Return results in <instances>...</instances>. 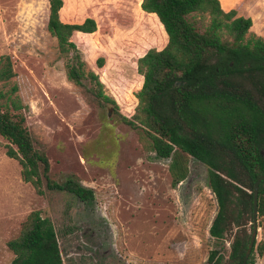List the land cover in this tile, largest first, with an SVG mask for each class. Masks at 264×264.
<instances>
[{"label":"rangeland","instance_id":"obj_1","mask_svg":"<svg viewBox=\"0 0 264 264\" xmlns=\"http://www.w3.org/2000/svg\"><path fill=\"white\" fill-rule=\"evenodd\" d=\"M221 1L227 10L242 1L240 15L253 21L246 38H264V0ZM141 5L142 0H64L61 11L66 23L92 18L112 26L108 43L83 33L74 42L117 108L100 102L88 89L91 82L79 87L67 78L57 40L47 29L49 0H0V54L12 58L26 126L50 161V178L59 184L74 179L95 194L88 204L67 191L49 190L43 180L39 195L23 181L21 165L7 156L8 142L0 136V264L15 259L8 242L33 211L52 221L64 264H208L214 250L228 258L232 239L217 241L209 233L218 204L208 167L187 155V178L173 186L172 159H158L143 132L122 121L134 113L143 86L137 60L168 42L157 16ZM10 87L0 84V92ZM258 228L256 264H264L260 216ZM103 237L109 254L97 263L85 255L92 248L80 246L86 239L97 247Z\"/></svg>","mask_w":264,"mask_h":264},{"label":"trees","instance_id":"obj_2","mask_svg":"<svg viewBox=\"0 0 264 264\" xmlns=\"http://www.w3.org/2000/svg\"><path fill=\"white\" fill-rule=\"evenodd\" d=\"M49 4L47 29L57 40L67 78L79 87L91 82L88 89L100 102L118 108L99 75L87 71L74 42L83 33L108 43L112 26L92 18L66 23L64 0ZM141 7L157 16L168 42L137 60L143 86L134 113L122 121L143 132L158 159H172L173 186L187 178V155L208 167L218 204L209 233L217 241L232 239L228 258L214 250L208 264H242L253 230L254 186L264 174V38L247 39L252 19L239 16L238 8L225 11L220 0H142ZM104 64V58L97 60L99 69ZM16 76L12 58L0 54V84L11 86L0 92V136L8 142L7 156L19 162L23 181L39 195L46 180L49 190L67 191L91 204L92 189L74 179L59 184L50 178V161L26 126L27 106L13 83ZM259 216L264 218V181ZM8 247L15 254L11 264H64L55 227L40 211L28 215ZM258 253L264 255V243ZM248 264H256L255 249Z\"/></svg>","mask_w":264,"mask_h":264},{"label":"water","instance_id":"obj_3","mask_svg":"<svg viewBox=\"0 0 264 264\" xmlns=\"http://www.w3.org/2000/svg\"><path fill=\"white\" fill-rule=\"evenodd\" d=\"M264 181V174L257 180L254 186V214H253V230L251 232L250 241L246 254L244 256L242 264H248L249 259L252 255L253 250L256 246V241L258 238V216H259V189L261 183Z\"/></svg>","mask_w":264,"mask_h":264},{"label":"flooded vegetation","instance_id":"obj_4","mask_svg":"<svg viewBox=\"0 0 264 264\" xmlns=\"http://www.w3.org/2000/svg\"><path fill=\"white\" fill-rule=\"evenodd\" d=\"M85 241H83V245H81L80 247L81 248H83L84 246H90L91 248H92V250L91 251H88L89 253L88 254H86V252H85V255H87V256H91L92 258H94V260L98 263V262H100L101 261V259L104 257V256H107L108 254H109V251L108 250H105V249H103V247H104V245H103V243L104 242H107L106 240H108L106 237H103V238H101V240L98 242V245H97V247H95V246H92V244L91 243H89L86 239H84ZM99 253V258L100 259H97L96 258V255H97V253ZM83 253V251L82 250H80V253H79V255L81 256V254ZM102 257V258H101ZM99 260V261H98Z\"/></svg>","mask_w":264,"mask_h":264},{"label":"crops","instance_id":"obj_5","mask_svg":"<svg viewBox=\"0 0 264 264\" xmlns=\"http://www.w3.org/2000/svg\"><path fill=\"white\" fill-rule=\"evenodd\" d=\"M221 4H222L223 9H225V11H230V10H232L234 8H238V15L242 16V15H240L241 7H242V1L237 2L236 4H234L231 8H229V10H227V8H224L222 1H221Z\"/></svg>","mask_w":264,"mask_h":264}]
</instances>
